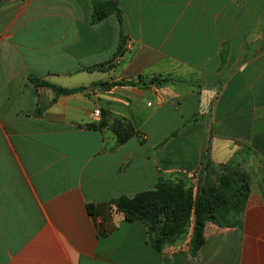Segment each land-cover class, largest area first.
I'll return each instance as SVG.
<instances>
[{
    "label": "crops",
    "instance_id": "0c3cea01",
    "mask_svg": "<svg viewBox=\"0 0 264 264\" xmlns=\"http://www.w3.org/2000/svg\"><path fill=\"white\" fill-rule=\"evenodd\" d=\"M94 1L0 0V264H264V0H114L93 20ZM165 75L183 80L146 82ZM105 111L137 133L117 142ZM227 163L249 192L195 254L191 227L158 249L111 203Z\"/></svg>",
    "mask_w": 264,
    "mask_h": 264
},
{
    "label": "trees",
    "instance_id": "16d2710c",
    "mask_svg": "<svg viewBox=\"0 0 264 264\" xmlns=\"http://www.w3.org/2000/svg\"><path fill=\"white\" fill-rule=\"evenodd\" d=\"M116 9L114 0H95L93 2L92 19L98 20ZM124 37H121L114 52V56L122 53ZM112 61V60H111ZM109 61V62H111ZM98 63L93 66H101ZM36 84H44L54 89L56 93H69L83 88V86L66 87L53 82L42 80L36 75H30ZM140 78V76H139ZM183 79L165 75L151 76L146 82L164 84L166 82L182 81ZM98 123L103 125L110 121V127L116 134L117 142H123L130 135L136 134V127L127 119L115 115L106 116ZM205 159V164H210ZM223 170L218 176V182L204 176L197 183L196 189L183 181L160 179L153 188L137 191L132 195L121 193L111 199L114 208L121 212L129 221L140 219L151 233V243L158 249L164 244L184 237L189 228V251L198 252L204 240L203 229L207 220H214L219 224H231L230 212L244 200L249 192L248 174L235 166L221 164Z\"/></svg>",
    "mask_w": 264,
    "mask_h": 264
},
{
    "label": "built area",
    "instance_id": "2783aa9c",
    "mask_svg": "<svg viewBox=\"0 0 264 264\" xmlns=\"http://www.w3.org/2000/svg\"><path fill=\"white\" fill-rule=\"evenodd\" d=\"M154 93H155L157 102L161 103L162 96H161V92H160L159 88L157 87V85L154 88ZM152 102H153L152 99L147 101L148 104H151ZM95 113H99V109H95Z\"/></svg>",
    "mask_w": 264,
    "mask_h": 264
},
{
    "label": "rangeland",
    "instance_id": "374dc122",
    "mask_svg": "<svg viewBox=\"0 0 264 264\" xmlns=\"http://www.w3.org/2000/svg\"><path fill=\"white\" fill-rule=\"evenodd\" d=\"M220 173H221V172H220ZM220 173H219V174H220ZM219 174H218V175H215V174H209V175H206V176H207L208 178H215V177L218 178ZM204 176H205V174H203V175H202V174L199 175V176H198V182H199L200 180H202Z\"/></svg>",
    "mask_w": 264,
    "mask_h": 264
},
{
    "label": "water",
    "instance_id": "95a60500",
    "mask_svg": "<svg viewBox=\"0 0 264 264\" xmlns=\"http://www.w3.org/2000/svg\"><path fill=\"white\" fill-rule=\"evenodd\" d=\"M108 85V83H106V86Z\"/></svg>",
    "mask_w": 264,
    "mask_h": 264
}]
</instances>
